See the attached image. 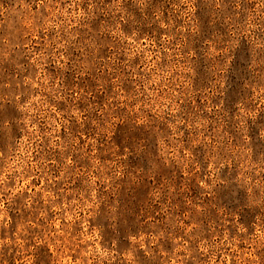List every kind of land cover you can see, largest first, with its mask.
Here are the masks:
<instances>
[{"label":"rangeland","instance_id":"obj_1","mask_svg":"<svg viewBox=\"0 0 264 264\" xmlns=\"http://www.w3.org/2000/svg\"><path fill=\"white\" fill-rule=\"evenodd\" d=\"M0 264H264V0H0Z\"/></svg>","mask_w":264,"mask_h":264}]
</instances>
